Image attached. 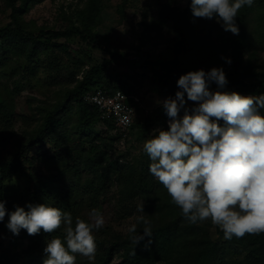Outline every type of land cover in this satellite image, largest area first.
<instances>
[{"label":"trees","instance_id":"16d2710c","mask_svg":"<svg viewBox=\"0 0 264 264\" xmlns=\"http://www.w3.org/2000/svg\"><path fill=\"white\" fill-rule=\"evenodd\" d=\"M3 1L11 13L10 21L0 27V136L14 126L16 118L22 119L24 125L23 134L15 138L13 150L2 151L0 138V200L5 201L7 211H14L16 206L27 211L30 203H46L71 213L74 219L87 220L91 209L108 202L117 218H127L135 214L138 201L145 198L150 205L148 221L152 230V243L148 248L144 247L147 238L135 246L129 239V232L116 230L112 223H107L94 233L97 243L95 260L89 262L78 255L76 264H264V233L225 240L220 229V234L213 236L197 223H190L171 203L170 196L156 197L157 191L162 193L165 189L149 172L150 158L128 160L122 155L114 157L110 140H116V136L108 139L96 128L98 123H103L107 130L112 131L116 129L115 125L112 121H100L98 108L84 100V95L98 86L112 93L122 90L130 94L123 78L114 75L115 64L125 65L138 76L172 92L181 90L177 86L181 75L200 69L211 70L212 67H198L183 59L191 46L188 29L190 2L185 9L170 5L166 9V19L172 21L174 32L170 54L159 56L138 49L136 57H129L104 45L97 36L95 23L101 12L102 0H86L85 5L75 12L77 24L35 30H29L22 14L38 0ZM256 10L262 11L261 17L264 18V0H254L250 7L240 10L236 19L238 35L220 29L223 37L235 47L237 61L238 51L247 42L248 28ZM72 37L81 38L86 45L102 50L106 56L83 70L81 76L72 71V80L65 89L40 104L31 117L19 114L14 102L7 97L19 91V83H22H14L15 87L10 90L2 79L8 76L5 71L10 63L8 54L18 56L17 67L26 75L30 62L44 48L55 53L54 58L48 56V68L56 70L61 68L58 59L60 62L63 59L56 48L65 52L64 42ZM21 63L25 64L24 67ZM224 72L228 83L222 91L249 96L264 93V71H256L252 64L240 69L236 63L232 71ZM14 74L11 71L9 77ZM245 78L255 80L248 83ZM209 87L217 90L215 83ZM260 111L264 114V109ZM136 117L137 113L131 129L139 127L143 134L156 121L155 117H148L137 123ZM220 123L223 124L222 121ZM65 158L73 160V163H67L56 171L48 169V162ZM17 174L25 176L30 186L16 203H12L6 194V182ZM113 186L117 187L116 191L112 190ZM7 223L6 215L0 222V264H43L47 241L56 236L63 237V229L52 234L41 231L34 236L21 230L19 235H14L6 227ZM21 244L25 247L21 248ZM229 255L237 258L228 261Z\"/></svg>","mask_w":264,"mask_h":264},{"label":"clouds","instance_id":"9594fccd","mask_svg":"<svg viewBox=\"0 0 264 264\" xmlns=\"http://www.w3.org/2000/svg\"><path fill=\"white\" fill-rule=\"evenodd\" d=\"M253 2L190 0L189 7L194 19H216L224 31L238 35L237 16ZM211 83L217 85L216 91L210 90ZM227 83L222 67L181 75L177 81L181 90L174 99L161 102L169 118L167 130H154L143 151L151 161L150 174L182 215L192 224L210 220L225 240H231L264 233V114L260 111L264 93L245 96L222 91ZM188 101L194 106L188 107ZM27 209L16 206L9 213L0 200V222L7 215L6 227L14 235L21 230L34 236L63 229L62 238L47 241L43 264H76L78 255L89 262L95 260L94 233L105 225L99 209H91L87 220L74 219L71 213L46 203H30ZM137 223L144 227L137 232L136 224L130 226L129 239L136 246L147 238L144 247L148 248L152 243L150 221L141 216Z\"/></svg>","mask_w":264,"mask_h":264},{"label":"rangeland","instance_id":"374dc122","mask_svg":"<svg viewBox=\"0 0 264 264\" xmlns=\"http://www.w3.org/2000/svg\"><path fill=\"white\" fill-rule=\"evenodd\" d=\"M189 2L190 0H128L124 3L123 0H102L101 12L95 23L97 36L104 45L129 57H136L138 49L150 51L159 56L170 54L174 32L172 21L166 19V9L169 5L181 6L185 9ZM85 3L86 0H38L26 8L22 17L29 30L41 27H68L73 23H78L75 12ZM10 13L4 1L0 0V27L10 21ZM261 13L262 11L256 10L252 17L245 47L238 51V61L235 59V47L222 35L221 23H218L216 19H194L192 14L189 15L188 29L191 34V46L183 55L184 61L198 67H222L223 70L228 71H232L236 63L240 69L246 68L250 63L256 71H264V18L261 17ZM63 47L65 52L56 48L61 53L60 58H63L61 62L58 59L61 68L51 69L52 71L48 68L50 62L48 56L54 58L55 53L43 48L39 55L30 62V70L26 75L23 69L17 67L18 56L15 53L8 54L10 63L5 68L8 76L2 79L8 84L10 90L15 87L14 83H22H19V91L7 97L14 102L15 110L19 114L31 117L40 104L53 98L61 89H65L72 80L70 79L72 71L81 76L83 70L106 56L102 50L86 45L79 37H72L64 42ZM222 57L230 59L231 63H227ZM23 65L25 64L21 63L22 67ZM113 66L116 67L113 69L114 75H120L123 78L124 86L130 89V95L137 99H134L137 108L136 122L145 121L148 117H155L156 121L147 133L143 134L139 127H134L125 138H122L118 131L107 130L103 123H98L96 131L103 132L108 139L116 136V140H110V149L114 157L122 155L123 159L128 160H148V155L143 151V144L147 139L152 138L155 134L154 130H167L169 118L161 102L169 97L174 99L176 91L172 92L154 85L148 78L138 76L125 65L115 64ZM11 71L15 72L13 77H9ZM245 80L250 83L255 79L245 78ZM185 99L187 100L186 94ZM187 106L191 108L194 103L188 101ZM180 115H183V110ZM21 120L16 118L13 122L14 126L0 136L3 142L2 151L14 149L15 138L21 136L24 131ZM67 163H73V160L68 158L54 160L48 162L47 165L49 170L56 171ZM29 186L28 179L17 174L6 182V194L12 203H16ZM113 187L112 190L116 191L117 187ZM162 196H169L166 190L162 193L157 191L156 197L161 198ZM138 202L135 214L127 218H117L113 206L108 202H104L97 209L103 213L105 224L112 223L114 229L127 233L128 228L136 224L137 232H140L144 225L137 223V218L143 216L148 220L150 205L145 198H141ZM141 208L143 211H140ZM197 224L203 231L213 236L220 234L219 227L213 225L210 220ZM24 247L25 245L21 244V248ZM235 258H237L236 255H229L226 259L232 261Z\"/></svg>","mask_w":264,"mask_h":264},{"label":"built area","instance_id":"2783aa9c","mask_svg":"<svg viewBox=\"0 0 264 264\" xmlns=\"http://www.w3.org/2000/svg\"><path fill=\"white\" fill-rule=\"evenodd\" d=\"M134 99L137 100L122 90L112 93L102 86L84 95L85 101L98 108L100 121H112L122 138L129 135L136 116Z\"/></svg>","mask_w":264,"mask_h":264}]
</instances>
